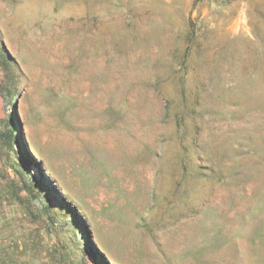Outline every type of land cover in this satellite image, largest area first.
Returning <instances> with one entry per match:
<instances>
[{"label": "rangeland", "instance_id": "obj_1", "mask_svg": "<svg viewBox=\"0 0 264 264\" xmlns=\"http://www.w3.org/2000/svg\"><path fill=\"white\" fill-rule=\"evenodd\" d=\"M0 264H264V0H0Z\"/></svg>", "mask_w": 264, "mask_h": 264}]
</instances>
